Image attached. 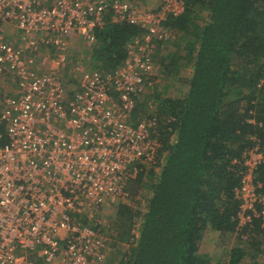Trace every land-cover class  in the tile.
<instances>
[{"label":"built area","instance_id":"obj_1","mask_svg":"<svg viewBox=\"0 0 264 264\" xmlns=\"http://www.w3.org/2000/svg\"><path fill=\"white\" fill-rule=\"evenodd\" d=\"M184 12L185 0H0V264H105L106 210L128 199L127 182L158 147L154 121L133 123L132 112L159 80L167 20ZM106 16L142 34L115 72L75 68L68 91L71 40L93 49ZM242 160L239 228L264 223V183L253 176L264 153Z\"/></svg>","mask_w":264,"mask_h":264},{"label":"trees","instance_id":"obj_2","mask_svg":"<svg viewBox=\"0 0 264 264\" xmlns=\"http://www.w3.org/2000/svg\"><path fill=\"white\" fill-rule=\"evenodd\" d=\"M166 28L171 38L156 45L158 55L164 51L156 62L162 77L179 76L183 88L179 97L152 88L132 112L133 123L154 121L158 143L154 164H138L137 178L125 186L128 197L148 191L146 210L117 206V233L107 241L130 246L118 264H262L264 223L239 228L234 193L246 171L244 153H264V0H185V12ZM141 34L106 16L91 68L118 70L125 47ZM185 69L189 76L181 77ZM253 176L264 183V164ZM108 229L101 230L106 237ZM215 232L236 236L217 260L200 252L204 240L216 242Z\"/></svg>","mask_w":264,"mask_h":264},{"label":"rangeland","instance_id":"obj_3","mask_svg":"<svg viewBox=\"0 0 264 264\" xmlns=\"http://www.w3.org/2000/svg\"><path fill=\"white\" fill-rule=\"evenodd\" d=\"M129 2H132L134 4H136L137 6H147V5H152L151 1H147V0H128ZM91 50L92 49H88L86 48L85 50L83 49L82 45L77 41L76 44H74V46L72 48H70L69 50H67L66 53H68L71 56V59L73 60L72 65H70L71 67H66L64 70L61 71V81L63 82L64 87L68 90L71 89L70 87L72 86V83H70V81L75 80V83H78V77H79V71H77L75 68H85L86 70H93L91 68V62L89 61L90 57H91ZM73 51V52H72ZM51 61L54 56L52 55L51 52H48ZM73 53V54H72ZM86 53H88L86 55ZM160 55H155L156 59L159 56H163L164 55V51H160ZM47 52H43L42 55H46ZM85 59V61H83ZM87 61V62H86ZM90 62V63H89ZM73 69H75L73 71ZM184 74L181 77H185V76H189V70L185 69L183 70ZM71 76H68V75ZM179 76L177 75H172L169 78L167 77H162V75L159 76V80L157 82V85L154 87V89H160L161 92V97H166V96H170V97H179L181 94V92H179L182 88L183 85L180 83V79L178 78ZM70 86V87H69ZM76 87V85H75ZM69 91V90H68ZM182 91H186V90H182ZM4 92H2V96H3ZM1 93H0V104H1V99H2ZM145 183L147 182L144 181ZM148 191L144 190V188L137 190L136 192H134L132 194L131 197H128L127 200L120 202L118 204H115V206H111L109 209L106 210L107 213V217L109 219L108 221V227L111 229H108V234H107V238L110 235L109 238L113 239V236H116V233H114L112 226H115V222L117 221V219H119V217L117 216V211L116 208L121 207L123 205H125L126 207L132 208L131 210H134L137 212L140 210L141 212L146 210L145 206H144V200L145 199V195ZM120 205V206H119ZM133 205V207H131ZM213 234V238L216 240V242H212L210 243L209 240L205 241L201 244L200 246V252L209 256H214L213 260H217L218 258H220V256H222L223 253H221V249L224 247V245L231 240V242H235L236 241V236L234 235H223V234H219L217 232L212 233ZM136 236V235H135ZM138 236V235H137ZM227 236V237H226ZM229 238V239H228ZM226 239H228L226 241ZM113 242L107 241L106 244V252H105V264H118V261L121 257V253L122 251H125L126 249H129L130 246H128V248L124 247L126 246V244H124L123 242H117L116 244H118V247H114V246H110L112 245ZM120 252V254H119ZM217 255V256H216ZM262 264H264V261H261ZM38 264H42L41 260H38Z\"/></svg>","mask_w":264,"mask_h":264},{"label":"crops","instance_id":"obj_4","mask_svg":"<svg viewBox=\"0 0 264 264\" xmlns=\"http://www.w3.org/2000/svg\"><path fill=\"white\" fill-rule=\"evenodd\" d=\"M147 1H151V3L153 4V7H155L156 6V0H147ZM155 5V6H154ZM76 40H71V45H72V47L74 46V44H76ZM73 52V51H72ZM73 54V53H72ZM88 53H86V55H87ZM83 61H85V59L83 60ZM87 62V61H86ZM70 83H72V86L70 87V88H73L74 89V87H75V85H77V83H75V80H72V81H70Z\"/></svg>","mask_w":264,"mask_h":264},{"label":"clouds","instance_id":"obj_5","mask_svg":"<svg viewBox=\"0 0 264 264\" xmlns=\"http://www.w3.org/2000/svg\"><path fill=\"white\" fill-rule=\"evenodd\" d=\"M94 70V69H93Z\"/></svg>","mask_w":264,"mask_h":264}]
</instances>
